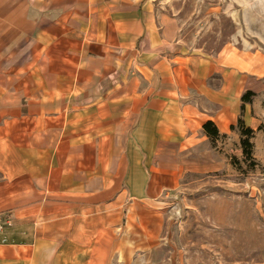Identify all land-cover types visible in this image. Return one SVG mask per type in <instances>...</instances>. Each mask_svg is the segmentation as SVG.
I'll use <instances>...</instances> for the list:
<instances>
[{
  "label": "crops",
  "instance_id": "obj_1",
  "mask_svg": "<svg viewBox=\"0 0 264 264\" xmlns=\"http://www.w3.org/2000/svg\"><path fill=\"white\" fill-rule=\"evenodd\" d=\"M263 80L264 46L190 52L150 0H0V259L176 264L187 157Z\"/></svg>",
  "mask_w": 264,
  "mask_h": 264
},
{
  "label": "rangeland",
  "instance_id": "obj_2",
  "mask_svg": "<svg viewBox=\"0 0 264 264\" xmlns=\"http://www.w3.org/2000/svg\"><path fill=\"white\" fill-rule=\"evenodd\" d=\"M150 2L156 13L176 20L181 44L190 52L264 46L259 41L264 40V0ZM251 91L255 95L243 112L241 97L234 127L225 134L219 131L218 138L207 136L206 155L187 157L191 168L207 162V171H190L170 199L162 259L174 258L176 264H264V88ZM239 119L253 130L252 159L245 156ZM23 262L11 251L0 259V264Z\"/></svg>",
  "mask_w": 264,
  "mask_h": 264
},
{
  "label": "trees",
  "instance_id": "obj_3",
  "mask_svg": "<svg viewBox=\"0 0 264 264\" xmlns=\"http://www.w3.org/2000/svg\"><path fill=\"white\" fill-rule=\"evenodd\" d=\"M254 95L255 94L252 91H248L243 95V97H242V102H243L242 112L244 111V105L246 103L251 102L252 101L251 98ZM238 124L241 127L242 135L244 137L242 140V145H243V148L245 151V156L249 159H252V143L250 142V137L253 134V130L251 128H247V127L245 128V123L242 119H239ZM232 127H234V126H232ZM203 129H204L205 134L211 139H215V138H218L220 136L219 129L213 121H207L203 125Z\"/></svg>",
  "mask_w": 264,
  "mask_h": 264
}]
</instances>
